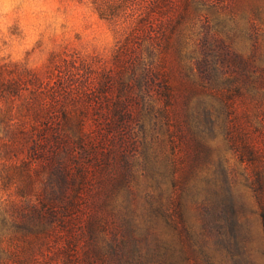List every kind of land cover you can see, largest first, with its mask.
Returning a JSON list of instances; mask_svg holds the SVG:
<instances>
[{
	"label": "rangeland",
	"instance_id": "obj_1",
	"mask_svg": "<svg viewBox=\"0 0 264 264\" xmlns=\"http://www.w3.org/2000/svg\"><path fill=\"white\" fill-rule=\"evenodd\" d=\"M3 63L0 264H264V0H0Z\"/></svg>",
	"mask_w": 264,
	"mask_h": 264
},
{
	"label": "trees",
	"instance_id": "obj_2",
	"mask_svg": "<svg viewBox=\"0 0 264 264\" xmlns=\"http://www.w3.org/2000/svg\"><path fill=\"white\" fill-rule=\"evenodd\" d=\"M27 72L16 63L0 64V165L2 166L19 156L25 144L24 137L29 134L24 117V105L27 104L24 92L28 87L24 74Z\"/></svg>",
	"mask_w": 264,
	"mask_h": 264
}]
</instances>
